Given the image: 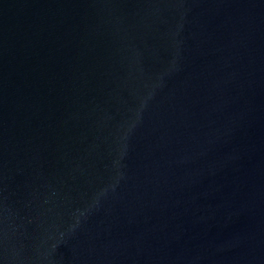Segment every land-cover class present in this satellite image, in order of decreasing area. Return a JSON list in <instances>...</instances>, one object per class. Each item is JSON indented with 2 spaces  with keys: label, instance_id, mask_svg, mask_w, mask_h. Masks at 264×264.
Instances as JSON below:
<instances>
[{
  "label": "water",
  "instance_id": "water-1",
  "mask_svg": "<svg viewBox=\"0 0 264 264\" xmlns=\"http://www.w3.org/2000/svg\"><path fill=\"white\" fill-rule=\"evenodd\" d=\"M0 264H264V0H0Z\"/></svg>",
  "mask_w": 264,
  "mask_h": 264
}]
</instances>
